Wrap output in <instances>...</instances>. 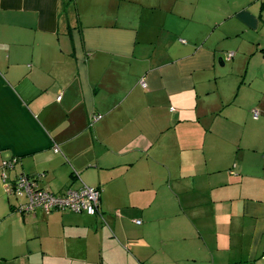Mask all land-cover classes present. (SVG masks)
<instances>
[{
  "label": "crops",
  "instance_id": "crops-1",
  "mask_svg": "<svg viewBox=\"0 0 264 264\" xmlns=\"http://www.w3.org/2000/svg\"><path fill=\"white\" fill-rule=\"evenodd\" d=\"M263 48L264 0H0V264L68 231L102 260L264 264ZM3 172L99 189L98 212L21 213ZM151 189L164 223L130 247Z\"/></svg>",
  "mask_w": 264,
  "mask_h": 264
},
{
  "label": "rangeland",
  "instance_id": "rangeland-1",
  "mask_svg": "<svg viewBox=\"0 0 264 264\" xmlns=\"http://www.w3.org/2000/svg\"><path fill=\"white\" fill-rule=\"evenodd\" d=\"M235 41L233 40H223L220 49L223 52L230 53L235 52L234 50ZM224 62V61H223ZM225 66H220V64L217 62V69L221 73V79L229 78V76L224 77L223 75L226 74H237L239 77L237 79L238 85L244 81V71L245 67L240 65L238 67H231L235 66L236 63L231 62H224ZM263 71H262V77L263 79ZM248 82H244V84H247ZM208 141L209 140H215L216 135L210 136L207 134ZM195 154L192 153V158ZM197 155V153H196ZM199 161V163H201ZM186 186L190 185V182L188 179L185 181ZM156 195V191L154 189H151L149 191L140 192L139 196H132L129 200L130 201H137V198H141L142 203L145 204H153L150 209H147L144 212V217H136L134 220H129V223L124 224L126 233L128 234L129 239H132L131 242H129L130 247L137 244V240L141 237L142 239H145L147 242L150 241V239L155 237L156 231L158 230L159 224H163V220H160L161 215L159 214V211L157 210V206L163 201L162 196H157L154 199V196ZM128 196H125V200H127ZM24 198L26 199L23 192L18 193L17 199L19 202H23ZM15 199V198H14ZM154 199V200H153ZM65 214H71V213H65ZM72 215V214H71ZM123 216V215H122ZM127 221V220H126ZM136 221L139 222L136 224ZM142 228V230L140 229ZM65 234V235H64ZM63 236H56L55 234H52L53 236H50L46 240H42L40 238V247L38 250V244L37 242L34 243V245H29L30 255L24 258L18 259V261L14 264H134L133 261L126 257L130 254L136 253L137 250H130L125 251L124 254L122 252L116 253L115 256L110 258H104L102 260V257H100V250L101 247H99V240L98 235H92L89 234L88 236V242L85 240L74 242L73 237L76 236V232H66ZM69 235L71 236V240L68 238ZM84 235V233H83ZM53 238V240H51ZM87 242V247H86ZM189 240L187 241V243ZM124 243V244H123ZM122 245L125 247V242H123ZM79 245V246H78ZM127 246V245H126ZM78 250V251H77ZM88 252V257L86 256ZM138 253V252H137ZM102 255V254H101ZM139 255V253H138ZM130 256V255H129ZM114 258V259H113ZM12 264V263H10Z\"/></svg>",
  "mask_w": 264,
  "mask_h": 264
},
{
  "label": "built area",
  "instance_id": "built-area-1",
  "mask_svg": "<svg viewBox=\"0 0 264 264\" xmlns=\"http://www.w3.org/2000/svg\"><path fill=\"white\" fill-rule=\"evenodd\" d=\"M233 55H227L230 59ZM264 75V70H263ZM143 86L144 83H142ZM60 99V98H58ZM253 117L256 118L258 112L253 110ZM99 117H92L94 122ZM54 152H58V148L54 147ZM16 163V159H11L4 163V169H11ZM3 189L7 195L23 192L26 202L19 207L21 213H34L38 210L50 213L52 211H67L75 214L84 213L87 216H95L98 212L100 202V190L90 187H82L79 189L67 188L61 193H52L50 191L39 188L36 182L24 175L10 180L6 173H2ZM139 223V222H136Z\"/></svg>",
  "mask_w": 264,
  "mask_h": 264
},
{
  "label": "trees",
  "instance_id": "trees-1",
  "mask_svg": "<svg viewBox=\"0 0 264 264\" xmlns=\"http://www.w3.org/2000/svg\"><path fill=\"white\" fill-rule=\"evenodd\" d=\"M260 53L264 54V48L260 50ZM80 214V213H79ZM84 214V213H83ZM86 215V214H85Z\"/></svg>",
  "mask_w": 264,
  "mask_h": 264
}]
</instances>
